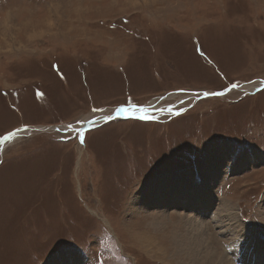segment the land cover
Segmentation results:
<instances>
[{
	"label": "rangeland",
	"instance_id": "obj_1",
	"mask_svg": "<svg viewBox=\"0 0 264 264\" xmlns=\"http://www.w3.org/2000/svg\"><path fill=\"white\" fill-rule=\"evenodd\" d=\"M262 86L264 0H0V142L48 129L0 154V264H181L165 242L188 214L136 198L218 163L215 196L264 241ZM205 225L219 262L231 244Z\"/></svg>",
	"mask_w": 264,
	"mask_h": 264
},
{
	"label": "bare ground",
	"instance_id": "obj_2",
	"mask_svg": "<svg viewBox=\"0 0 264 264\" xmlns=\"http://www.w3.org/2000/svg\"><path fill=\"white\" fill-rule=\"evenodd\" d=\"M43 22L44 23H41V27L50 25L48 20ZM9 23L10 20L8 21V24ZM20 26L26 30L33 27L30 20L21 22ZM6 31H11L10 25L6 26ZM25 33H27V31ZM28 37L31 38L30 36ZM263 87L264 86L261 88ZM143 109L144 107L139 108V110L136 108L128 109L127 111L122 110L115 115L118 117L127 115L136 116L140 113H144L145 110L142 111ZM113 116L114 115H112L111 119H115ZM107 118L108 117L104 115L93 120L87 118L75 127H70V129L75 132L90 130L101 124ZM31 130L44 131L47 130V128L33 127L27 128V130L22 129L17 131L8 136L5 141H2L7 143L4 147L2 142H0V154H2L3 150L9 143H14L20 137L32 132ZM248 160L249 159H247L246 156L241 158L239 165H242V167L239 168L244 169ZM222 169L223 165L221 166V163L215 165V168L208 172V176H202V181L200 180V183L195 185L192 190L181 188V190H177L172 185H159L157 187L154 186L153 188L150 187L145 191L142 190L136 198V206L144 209L145 212H150V210L153 209L166 211V209L169 210L174 207V209L183 210L188 214L182 220L183 224L181 230L179 229V231L174 233L172 243L170 242V237L168 239L169 242H165L166 253L171 252L170 247L174 246L176 249L174 253L179 256L181 264H264V241L258 242L257 240H254L256 236L254 235L255 232L251 227H245L243 225L242 221L237 216V212L235 213L234 207L215 196L216 193L215 190L213 191V185L219 180ZM163 221L164 220L159 218L153 225H156V228L157 225L159 228H167V225H165ZM208 223L214 224L216 230L220 229L221 232H224V236L227 237L229 240L228 242L231 244L230 250L226 253L227 255H222L220 259H218L219 262L216 261L213 256V249L211 247L212 243H210L209 239V230L207 225H205ZM168 234H170V231H168ZM137 240L138 242L141 241V239ZM147 246L153 247L154 250L157 249V246L152 242V239H149ZM73 260L74 258L66 255L58 257L53 264H75Z\"/></svg>",
	"mask_w": 264,
	"mask_h": 264
},
{
	"label": "water",
	"instance_id": "obj_3",
	"mask_svg": "<svg viewBox=\"0 0 264 264\" xmlns=\"http://www.w3.org/2000/svg\"><path fill=\"white\" fill-rule=\"evenodd\" d=\"M230 91H231V89H228L227 91H224V92H222V93H217V94H212V93L209 94V93H205L204 95H205V97H212V96H214V95H218V96H219V95L227 94V93H229ZM122 110H126V111H127L128 109H127V108L119 109L118 111H116L115 114H118V113H119L120 111H122ZM115 114H114L113 117H114V118H119V117L116 116ZM111 118H112V116H111V117H108L106 120H104V121H103L101 124H99V125H102L103 123H106V122L109 121ZM44 129H45V128H44ZM47 130H48V129H47ZM31 131H34V130H31ZM66 131H68V130H66ZM85 131H86V130H85ZM85 131H84V132H85ZM82 132H83V131H82ZM84 132H83V133H84Z\"/></svg>",
	"mask_w": 264,
	"mask_h": 264
}]
</instances>
